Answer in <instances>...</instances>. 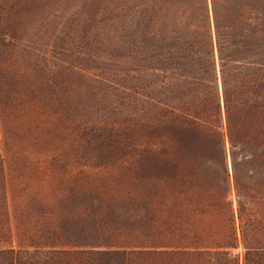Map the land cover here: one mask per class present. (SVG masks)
Returning <instances> with one entry per match:
<instances>
[{
  "label": "trees",
  "instance_id": "obj_1",
  "mask_svg": "<svg viewBox=\"0 0 264 264\" xmlns=\"http://www.w3.org/2000/svg\"><path fill=\"white\" fill-rule=\"evenodd\" d=\"M0 148V264H264V0H0Z\"/></svg>",
  "mask_w": 264,
  "mask_h": 264
},
{
  "label": "rangeland",
  "instance_id": "obj_2",
  "mask_svg": "<svg viewBox=\"0 0 264 264\" xmlns=\"http://www.w3.org/2000/svg\"><path fill=\"white\" fill-rule=\"evenodd\" d=\"M0 153L3 154L1 148H0ZM119 153H120V151L116 152V157ZM117 160H118V158H117ZM120 160L122 161V159H120ZM9 163L13 164V162H10V161H9ZM4 164L8 165L7 162H4ZM117 166L120 168H123L125 166V163L123 164V163H120L118 161ZM84 170H85L84 171L85 177H88L90 179H93L94 177H96L97 180H108V179L112 178L113 172H114L113 167H111L109 164H104V162H102L101 164H96V166H93V168L90 170L89 169H84ZM75 173L77 174V172L73 170L72 174H75ZM78 174L81 175V172L79 171ZM61 181H65V180L58 178V181L55 180V184L58 186V184ZM57 186H56V192L59 193V192H61V190L58 189Z\"/></svg>",
  "mask_w": 264,
  "mask_h": 264
}]
</instances>
